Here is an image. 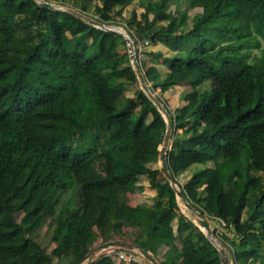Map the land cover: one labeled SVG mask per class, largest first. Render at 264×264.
Returning <instances> with one entry per match:
<instances>
[{"label": "trees", "instance_id": "obj_1", "mask_svg": "<svg viewBox=\"0 0 264 264\" xmlns=\"http://www.w3.org/2000/svg\"><path fill=\"white\" fill-rule=\"evenodd\" d=\"M45 1L104 25L118 18L131 41L165 49L148 65L136 58L149 90L188 87L166 110L176 187L223 221L231 264H264V0H183V10L181 0ZM134 1L142 12L122 19ZM192 3L202 11L190 17ZM165 130L121 35L34 0H0V264H78L114 240L160 264H221L151 167ZM140 177L155 192L149 206L128 200Z\"/></svg>", "mask_w": 264, "mask_h": 264}, {"label": "water", "instance_id": "obj_2", "mask_svg": "<svg viewBox=\"0 0 264 264\" xmlns=\"http://www.w3.org/2000/svg\"><path fill=\"white\" fill-rule=\"evenodd\" d=\"M34 1L42 9L51 10V11L66 12V13L84 21L88 25H91V26H93L97 29H100L102 31H105V32L117 33L124 38V40L126 42V46H127L129 62H130L131 67L134 71L136 79H137L138 83L140 84L141 90L146 95V97L151 101V103L156 107L158 112L161 113V115L163 116L164 121L166 123V130L164 133L162 144L157 148L158 163H159L162 175L165 178V180L173 188V191L175 193L176 198L181 199L188 209H191L192 211H194L196 213V215H197V219H196L197 227L201 232H203L205 234L207 240L219 252L221 264H229L228 257L226 255H224L223 251H220L219 247H217L215 244L214 236L210 230V225H209L208 220L206 218H204L203 216H201L198 212H196L195 209L186 201L185 197L180 194V191L178 189H176L175 179L171 175L168 164H167V151L171 147L170 141L172 139V130H173L172 122L170 120L169 115L167 114L166 109L161 105V102L156 97H154L152 95L151 91L149 90V88L145 84V79H144L143 73L141 71L140 64H139L137 58L135 57L133 44H132L130 38H128L127 36H125L124 34L118 32L116 30L106 28L104 26V24L97 22V21H95V20L71 9V8L63 7V9H61L60 8L61 6L56 7L52 3H48L45 0H34ZM106 248H118V249H124L127 251L135 250L149 264H159L157 262V260L151 254L145 252L143 249H141L140 246L132 244V243H128L125 241H121V240L109 241L107 243H103L101 245H98L95 249L93 248L78 264H81L84 261H87L89 259L90 255H92V253L94 251L102 250V249H106Z\"/></svg>", "mask_w": 264, "mask_h": 264}, {"label": "rangeland", "instance_id": "obj_3", "mask_svg": "<svg viewBox=\"0 0 264 264\" xmlns=\"http://www.w3.org/2000/svg\"><path fill=\"white\" fill-rule=\"evenodd\" d=\"M182 2H183V0H181V2H180V4H179V5H180V6H179V9H180V10H183V9L185 8L184 3H182ZM52 4H53V3H52ZM53 5L56 6V7H60V6H61V5H58V4H53ZM191 5H193V6H192V7L190 8V10L188 11V14H189L190 17H192V16L195 15L196 13H199V12L202 11V8H200L198 5H196V4H194V3H192ZM60 8L63 9V6H61ZM132 10H135L138 14L142 12V10H141V9L139 8V6H138V1H134L129 7H127V8L124 10V12H123V14H122V17H123L122 19H127V18H128V15H129V13H130V11H132ZM115 22H116V23H115ZM115 22L112 23V24L104 25V26H105L106 28L113 29V30H116V31H118V32L120 31L122 34H124L125 36H127L128 38H130L129 35H128V33H127V28H126V26H125L124 21L119 20L118 18H115ZM130 40H131V39H130ZM156 51H160V48H158L157 46H148V47H146V48L143 50L142 54L140 55V60L143 62V64L148 65V64H150V62L155 61L156 59H155L153 56H150V55H149V52H156ZM134 54H135V52H134ZM160 63H161V62H160L159 60H157V64H155V65H157V66H158V69H159L160 71H162V68H161V66H160V65H161ZM138 86H139V88L141 89L139 83H138ZM148 86H150V85L148 84L147 87H148ZM128 89H129V91H128V93H127V98H126V99H128V98H132V96H133V90L136 89V86L131 87V88H128ZM187 89H188L187 86H181V87H179V88L172 89V90H170L169 92H167V93H165V94H160L159 90L152 91V90L150 89V91H151L152 95H153L154 97H156L157 99H160V98H161V105H162L166 110H168V111H170V112L172 113L173 110H171V109H173V108L176 106V103H175L176 93H177L178 91H181V90H187ZM145 96H146V95H145ZM148 100H149V99H148ZM144 103H145V102H144ZM172 107H173V108H172ZM170 142L172 143V139H171ZM171 143H170V144H171ZM151 167H154V168H157V169L160 170V166H159V163H158V162L155 163V164H153V165H151ZM194 169H197V168H194ZM189 174H190V172L184 173V176L179 177V178L177 179V182H178L180 185L184 184V182L186 181V178L189 176ZM178 203H179V207L181 208V210H184V211L187 210L186 208H184V204L182 203V201H181L180 199L178 200ZM186 212H187V211H186ZM189 213H190V214H189ZM189 213L187 214V217L190 218V219L196 216V215H194V214L191 213V212H189ZM20 217H21V215H19L17 219L19 220ZM193 220H194V219H193ZM208 222H209V225H210V230H211V232H212V234H213V236H214V241H215L216 246L219 247V250H220V251H223L224 255L227 256V254H226V252H225V249H224V247H223L222 244H221V243H222V241H221V237H222V235H224V231L221 229V227L219 226V224H218L217 222H215V221H213V220H208ZM194 223H195V222H194ZM195 224H196V223H195ZM213 232H214V233H213ZM38 233H39V234H38L39 239H40L41 242H43V245H44L45 247H47L48 249H51V247L54 246V245H53V244H52V245L47 244V238H46V236H45L46 228L43 227L42 229L39 230ZM97 246H98V245H97ZM97 246H95L94 249H95ZM229 264H231L230 261H229Z\"/></svg>", "mask_w": 264, "mask_h": 264}, {"label": "crops", "instance_id": "obj_4", "mask_svg": "<svg viewBox=\"0 0 264 264\" xmlns=\"http://www.w3.org/2000/svg\"><path fill=\"white\" fill-rule=\"evenodd\" d=\"M157 47L160 48V51H161L163 54H166L165 49H164L161 45H157ZM185 173H187V172H185ZM182 176H184V174L181 175V176H179V177H182ZM179 177H178V178H179ZM138 186L142 188L141 191H136V192L130 193V194L128 195V200H129L130 205H131V206H137V205H141V204L146 205V206L151 205V204H152V199H153V197L155 196V192H154L153 190H150V189H149V186H148V183H147V179H145L144 177H140V178H139V182H138ZM178 200H179V199H177V202H178ZM181 201H182V200H181ZM182 202H183V201H182ZM183 204H184V202H183ZM178 206H179V203H178ZM184 206H185V204H184ZM184 208L187 209V210H186L187 212L184 211V210H181L180 207H179V210H180L181 214H183L184 217L186 218L185 220L191 221V222L193 223V225L197 226V223H196L197 215H196V213H195L194 211H192L191 209H188L186 206H185ZM194 209H195V208H194ZM195 211H196V210H195ZM189 212L193 213V214L196 215V216L193 217V218H191V219L188 218V217H187V214H188ZM196 212H197V211H196ZM189 214H190V213H189ZM193 219H194V220H193ZM194 222H195L196 224H195ZM100 245H101V244H100ZM117 249H118V248H117ZM122 250H124V249H122ZM160 250H161V252L166 251V250H167V247L164 246V247H162ZM125 251H127V250H125ZM133 251H135V250H133ZM135 252H137V251H135ZM95 253L98 254V253H99V250H97V251L94 252L92 255H90L89 259H88L87 261H84V262L81 263V264H95V263L97 262L96 260H98V258H95V259H91V260H90V258H94ZM137 253H138V252H137ZM138 254H139V253H138ZM156 260H157V259H156ZM157 262L160 264V261H157ZM115 264H122V263H116V262H115ZM139 264H149V263H148L147 261H145V260L140 256V262H139Z\"/></svg>", "mask_w": 264, "mask_h": 264}, {"label": "built area", "instance_id": "obj_5", "mask_svg": "<svg viewBox=\"0 0 264 264\" xmlns=\"http://www.w3.org/2000/svg\"><path fill=\"white\" fill-rule=\"evenodd\" d=\"M131 42L133 44V49H134L135 55L140 60V55L142 54L143 50L146 47H148V44H147V42L140 41V40L138 41L137 39H134ZM207 220H213V221L217 222L219 224V226L221 227V229L223 230L224 223L222 220H220L218 218H211V217H209ZM94 252H96V251H94ZM103 256L104 257H111L116 263L139 264V262H140V255L137 252L125 251V250L117 249V248H106V249L99 250V253L98 254L95 253L94 258H90V260L95 259V258L99 259L100 257H103Z\"/></svg>", "mask_w": 264, "mask_h": 264}, {"label": "clouds", "instance_id": "obj_6", "mask_svg": "<svg viewBox=\"0 0 264 264\" xmlns=\"http://www.w3.org/2000/svg\"><path fill=\"white\" fill-rule=\"evenodd\" d=\"M135 57H136V55H135ZM173 127V126H172ZM173 131V130H172ZM173 133V132H172ZM172 139H173V134H172Z\"/></svg>", "mask_w": 264, "mask_h": 264}, {"label": "bare ground", "instance_id": "obj_7", "mask_svg": "<svg viewBox=\"0 0 264 264\" xmlns=\"http://www.w3.org/2000/svg\"><path fill=\"white\" fill-rule=\"evenodd\" d=\"M120 32V31H119ZM121 33V32H120ZM176 189H178L177 187H176ZM181 200V199H180ZM183 203V202H182ZM185 207V206H184Z\"/></svg>", "mask_w": 264, "mask_h": 264}]
</instances>
